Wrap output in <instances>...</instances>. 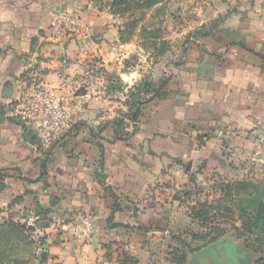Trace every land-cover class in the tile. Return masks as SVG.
Here are the masks:
<instances>
[{"label": "crops", "instance_id": "0c3cea01", "mask_svg": "<svg viewBox=\"0 0 264 264\" xmlns=\"http://www.w3.org/2000/svg\"><path fill=\"white\" fill-rule=\"evenodd\" d=\"M52 9L77 25L57 35ZM125 22L91 0H0V224L40 213L39 263L102 264L117 246L182 240L181 217L195 220L169 197L174 182L264 177L249 161L264 160V12L226 16L172 57ZM111 76L133 93L111 96ZM34 81L70 107L69 128L48 145L10 116ZM124 99L141 104L129 111ZM77 214L94 219L91 238L69 231Z\"/></svg>", "mask_w": 264, "mask_h": 264}, {"label": "rangeland", "instance_id": "374dc122", "mask_svg": "<svg viewBox=\"0 0 264 264\" xmlns=\"http://www.w3.org/2000/svg\"><path fill=\"white\" fill-rule=\"evenodd\" d=\"M91 2L97 11L115 15L126 21L132 29L140 31L139 36L147 40L140 43L147 45L150 51L159 48H164L165 51L166 48L171 57L177 55L179 45L189 36L221 27V20L226 16L264 12V0ZM156 58L157 55L154 60ZM115 77L111 76L108 80V93L111 96H130L132 89L127 88L119 78L114 79ZM139 103L137 99L121 101L129 111ZM256 174L261 177L260 173ZM241 175H236L234 180L229 179L228 174L218 177L203 175L199 180H191L185 184L184 188L181 187V182H174L169 197L173 194L180 203L184 202L183 209H186L187 201L189 205L196 200L200 204L206 202L202 208L206 212V218L200 217L192 222L184 216L181 217L180 220L184 222L179 229L182 240L157 241L134 252L127 249L132 260L126 264H264V216L259 218L257 214L264 211V179H257L255 176L252 183L238 182L244 177ZM187 192L191 195H186ZM187 224L188 226H184ZM211 230L212 235L207 238L205 235ZM29 241L24 237L19 244L2 246L0 251L4 254V262L42 264L36 259L37 243L34 246ZM111 253L113 256L102 264H125L118 259L114 250Z\"/></svg>", "mask_w": 264, "mask_h": 264}, {"label": "built area", "instance_id": "2783aa9c", "mask_svg": "<svg viewBox=\"0 0 264 264\" xmlns=\"http://www.w3.org/2000/svg\"><path fill=\"white\" fill-rule=\"evenodd\" d=\"M49 18V28L57 35H63L77 25V19L67 12L52 9L49 12ZM19 92V100L12 108L10 116L24 125L34 126L45 145L62 137L69 128L71 112L60 91L34 81L22 88L19 87ZM257 131L264 145V123L258 124ZM249 161L264 167V160L257 156H251ZM41 219L39 214L29 210L23 221L27 228L32 229L31 237L37 243L39 251L44 250ZM69 231L80 239H89L95 233L94 219L77 214Z\"/></svg>", "mask_w": 264, "mask_h": 264}, {"label": "trees", "instance_id": "16d2710c", "mask_svg": "<svg viewBox=\"0 0 264 264\" xmlns=\"http://www.w3.org/2000/svg\"><path fill=\"white\" fill-rule=\"evenodd\" d=\"M139 104H141V103H139ZM133 113H135V112H131V114L133 115L132 118H131L132 120H134L133 118L135 117L134 116L135 114H133ZM249 173H250V171L248 170L247 174H249ZM249 179H247L245 177L242 180H238V182L252 183L253 180L250 179V181H249ZM263 179H264V177H263ZM186 195L190 196L191 194L189 192H187ZM187 203L188 204L186 205V209H183L184 214L187 217H189V218H191L193 220H198L200 217L202 219L206 218V212H204L202 210V208L205 207V203L206 202L200 204V201L196 200L194 204H190L189 205V201H187ZM180 205H184L185 206V203L182 202V203H180ZM263 212L264 211H259L257 213L259 218L264 216ZM38 214H40V213H38ZM31 231H32V229L27 228L25 226L24 222H22V224H15V223H8V224L3 223V224H0V248L2 246H7V245H11L12 246V245H15L16 243L19 244V243H21L23 241L24 237L28 238L30 240L29 242L33 243L34 246H35V242L33 241L32 237H31ZM211 232H212V230L210 231V233ZM210 233L206 234L205 236H207V238H210L209 236L212 235V233L211 234ZM35 247H37V246H35ZM114 252H115V254L117 253L116 255L118 256V259L119 260H123L122 262L125 263V264L132 260L129 257L128 253L122 248V246L121 247L117 246V248L114 249ZM40 254H41L42 260H44L46 258V254L43 251H41ZM112 254L107 252L106 256H105L106 259L110 258L112 256ZM0 264H7L6 262H4V254H3L2 251H0Z\"/></svg>", "mask_w": 264, "mask_h": 264}]
</instances>
